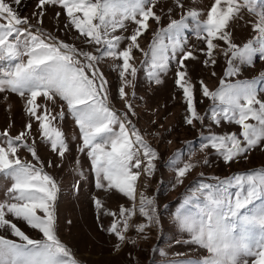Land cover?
Returning a JSON list of instances; mask_svg holds the SVG:
<instances>
[{
  "label": "snow or ice",
  "instance_id": "1",
  "mask_svg": "<svg viewBox=\"0 0 264 264\" xmlns=\"http://www.w3.org/2000/svg\"><path fill=\"white\" fill-rule=\"evenodd\" d=\"M14 3L19 5L21 0ZM157 3L158 0H39V11L33 13L34 25L28 17H21L7 0H0V93L10 91L24 98L25 112L30 117L25 129L16 136H11L7 129L0 133V174L11 180L5 194L7 199L0 201V229L10 230L11 235L18 238L0 236V264H79L57 234L59 186L44 171L35 139L31 144L27 140L31 120H35L41 139L63 158L68 146L64 133L54 121L64 119V105L79 128L82 141L79 151L88 150L95 187L105 191L114 189L133 201L132 208L120 206L118 214L104 210L105 215L113 217L106 231L120 242L116 249L128 240L126 233L132 227L130 221L137 210V181L141 169L151 176L158 153L128 120L127 114L121 118L110 107L108 81L98 67L101 61L106 58L122 61L115 65L122 81L119 98L125 102L128 112L135 115L125 92L138 71L132 63L133 49L146 57L142 64H150L148 76L156 83H160L159 73L167 69L169 59H175L177 52L182 53L175 84L182 90L187 105L185 123L194 126L195 122L203 124L205 117L196 109L193 84L185 65L186 60L195 57L191 50L184 51L179 38L188 27L189 18L196 23V38L206 46V51L200 49L206 56L204 65L216 64L217 49L227 59L225 78L238 74L236 61L252 65L257 55L264 60V12L256 13L257 19L252 22L256 35L242 46L233 42L228 31L230 22L240 17L241 9L255 12V0H213L203 20L199 11L189 10L179 20H171L166 28H158L145 51L140 47L139 38L148 30L149 19L160 23L161 17L153 11ZM177 4L183 7L179 0ZM49 5L63 9L68 20L65 27L73 28L86 45L94 46V51L78 48L43 30L42 18ZM128 21L136 26L132 33L126 37L115 35L117 30L126 29ZM122 40L128 41L123 49ZM217 41H222L226 47H221ZM129 76L132 79H128ZM225 78H221L214 91L200 81L201 91L213 101L209 110L211 121L217 125L221 120L234 123L240 131L212 134L201 144L200 150L211 147L229 163L246 158L247 152L264 142V99L259 98L256 78L235 83L226 82ZM260 79H264V73ZM41 97L45 104L38 103ZM57 98L63 104L60 111L53 114L47 102L54 105ZM21 147L32 155L36 164L19 158ZM181 159L182 152L178 149L169 161L177 183H183L196 167L191 160L176 167V161ZM48 166H52L51 162ZM214 179L217 183H199L186 198L185 204L202 199V203L196 204V211H181L176 217L181 230L190 235L189 242L205 249L208 255L177 264H241L242 257H251V264H264V204L256 203L264 201V168L235 173L223 180ZM93 203L98 212L103 209L100 199L94 197ZM138 211L146 221L135 225L138 233L159 223L153 197L140 193ZM9 217L24 221L42 234V238H31ZM101 230H105L103 225ZM243 264L249 261L244 260Z\"/></svg>",
  "mask_w": 264,
  "mask_h": 264
},
{
  "label": "rangeland",
  "instance_id": "2",
  "mask_svg": "<svg viewBox=\"0 0 264 264\" xmlns=\"http://www.w3.org/2000/svg\"><path fill=\"white\" fill-rule=\"evenodd\" d=\"M21 17H28L35 25L36 17L33 13L38 12L39 0H21L19 5L14 0H7ZM183 7L178 6L177 0H158L153 11L161 17L160 23L149 19L148 30L139 38V44L145 51L152 41L153 33L158 28H166L171 20H179L187 11L195 9L200 12V20L206 19L207 11L213 0H179ZM255 12L241 9L240 17L230 22L228 31L237 45L242 46L256 34L252 29V22L257 19L256 13L264 12V0H255ZM42 18V28L51 33L52 36L78 48L94 51V46L86 45L82 37L71 27H65L68 23L67 16L62 8L57 6H46ZM57 13H60L57 16ZM186 23L188 27L182 30L179 38L183 42L184 51L191 50L195 59H188L185 65L188 77L193 84L194 102L197 111L205 119L203 124L195 122V125L185 123L187 105L184 101L182 90L175 84L176 72L179 68V60L182 53L177 52L175 59H169L168 67L159 73L160 83L149 79V63H143L146 57L141 51L133 49L132 63L137 67V75L132 85L125 88L127 99L131 102L135 115L128 112L125 102L119 98V88L122 84L119 70L115 65L122 61L106 58L98 65L100 71L108 81L109 105L123 118L127 114L128 120L140 131L145 141L157 151L158 159L154 161L155 171L151 176L143 173L137 181L136 213L130 224L132 227L126 233L128 240L120 244L119 250L116 245L120 243L114 235L109 234L106 229L110 226L113 217L105 215L104 210L118 214L120 206L132 208L133 201L120 194L116 190L105 191L95 187V175L92 171L91 161L87 155V149L79 151L82 141L79 128L74 119L67 112L64 105V119L56 120L54 123L64 133L68 151L61 158L58 153L51 150L49 143L40 137L39 126L35 120H31V134L27 137L31 144L35 139V146L40 161L43 163L44 171L51 175L59 186L56 202L57 211V234L60 240L72 251L79 264H177V262L197 260L206 257L205 249L189 242L190 235L182 231L176 219L181 211L194 213L196 204L193 201L185 204L191 190L201 182L217 183L214 178L223 180L235 173L245 172L251 169L264 168V142L261 146L247 152L246 158L241 157L229 163H225L222 156L211 148L200 150L202 143L212 134L224 135L227 133H239V126L221 120L217 125L210 119V108L213 101L203 96L200 81L214 91L219 87L221 78L224 77L227 68V59L220 54L219 49L215 51L216 64L205 66L206 56L200 51L206 46L203 41L198 40L195 35L196 23L189 18ZM136 26L128 21L126 29L117 30L115 35L128 36ZM165 43L168 36L165 34ZM127 40H122L120 47L127 45ZM221 47L222 41H217ZM171 56V50L169 49ZM239 72L235 76L227 77L226 82L258 80L257 89L259 98L264 99V79H260L264 73V60L257 55L252 65L239 64ZM215 73L213 75L212 73ZM128 79H132L130 76ZM134 93V95H133ZM38 103L45 104L44 99L38 98ZM62 101L57 98L56 103L47 102V106L53 114L60 111ZM30 122V117L25 112V99L16 93L5 91L0 93V133L7 129L11 136H16L25 129ZM118 131V127H117ZM178 149L182 152V159L176 161V167L182 166L183 162L191 160L196 167L183 179V183L176 182L175 171L169 161L173 153ZM22 161L36 164L32 155L24 148L18 150ZM207 159V163L204 161ZM49 162L52 166L49 167ZM39 166V165H37ZM11 185L10 178L0 174V201L7 199L6 190ZM153 197L155 200L156 217L159 223H153L143 233L135 230V225L146 223L144 217L140 216L139 194ZM98 198L103 203V209L97 211L93 198ZM257 205L264 201H257ZM9 219H13L9 217ZM68 221H71L69 224ZM27 235L33 239H41L42 234L30 228L22 220H14ZM101 225L105 230H101ZM0 236L17 240L11 235L10 230L0 229ZM134 241V243H133ZM249 261L251 257H242L243 261Z\"/></svg>",
  "mask_w": 264,
  "mask_h": 264
}]
</instances>
